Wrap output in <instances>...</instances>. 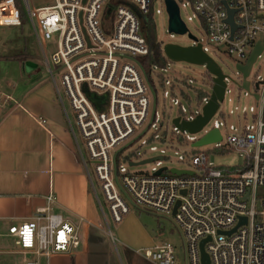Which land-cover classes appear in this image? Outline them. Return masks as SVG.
Masks as SVG:
<instances>
[{
	"label": "built area",
	"instance_id": "1",
	"mask_svg": "<svg viewBox=\"0 0 264 264\" xmlns=\"http://www.w3.org/2000/svg\"><path fill=\"white\" fill-rule=\"evenodd\" d=\"M22 1L42 52L45 71L82 158L58 89L56 76L59 75L60 86L74 113L76 127L93 163L95 179L112 220L115 223L121 221L128 212L127 201L155 213L172 215L181 237L182 259L179 261L175 248L166 242L144 250L140 254L142 259L151 264H202L200 243L205 241L204 251L209 264H264V77L251 79L253 65L257 59L264 58V0H173L179 17L181 10L192 12L187 21H197L205 34V44L216 47L234 60L238 81L223 73L208 55V47L189 33L182 22L189 40L193 41L191 46H200L202 52L216 63L225 85L218 108L198 131L204 132L200 139L217 131L220 138L205 145L213 144V150L218 154L224 153L226 147L235 150L243 157L242 165L214 167L205 152H193L187 157L192 174L173 175L171 169L163 166L167 162L165 150L150 145L149 151H158V154L148 158L154 159V167L150 174L142 176L129 173L125 167L130 156L123 155L127 145L116 152L113 150L136 136L130 141L133 143L145 135L149 127L154 133L140 145L146 146L155 140L165 145L164 136L169 129L167 124L163 126L155 110V86L141 62L135 59L149 53L141 18L150 11L153 16L162 15V8L166 10L165 0H158L156 9L153 0H86L85 3L83 0H54L52 4L40 7H31L30 0ZM115 3L119 5L115 6ZM6 26H21L16 0H0V27ZM167 32L172 39L175 33L168 31V21ZM50 41L55 47L54 52L46 49ZM158 42L162 51L165 44ZM257 50L259 53L244 77L238 66L247 65ZM162 55L166 65L150 67V74L161 88L163 98H168L178 108L173 119L178 118L179 123L193 122L203 115L211 100L215 76L201 65L204 67L202 85L210 91L207 94L203 89L193 87L195 80L170 75L171 61L163 52ZM228 80L243 91L245 97L255 100L257 106L235 107L238 125L230 124L224 139L221 129H225L226 114L220 107L228 92ZM187 91L194 96L195 111L186 117L191 112L182 104L183 101L191 103ZM92 96H96L97 103L92 101ZM233 113L229 111L228 114ZM213 117L220 120H214L210 130H204ZM173 119L169 133L178 146L187 143H192L194 148L205 146H195L200 139L175 126ZM41 123L44 125L46 121L42 119ZM146 123L147 126L137 134ZM161 128L163 131L159 135ZM177 154L178 151H174V155ZM177 160L183 162L185 159L178 154ZM83 165L91 181L87 165L84 162ZM161 168L165 171L156 175ZM90 185L101 207L95 187ZM177 201L179 204L172 214ZM55 203L57 197L47 195L45 206L35 209L29 221L8 227L7 236L14 239L20 250L21 264H40V258L47 261L55 253L68 252L79 246V225L53 213Z\"/></svg>",
	"mask_w": 264,
	"mask_h": 264
},
{
	"label": "rangeland",
	"instance_id": "2",
	"mask_svg": "<svg viewBox=\"0 0 264 264\" xmlns=\"http://www.w3.org/2000/svg\"><path fill=\"white\" fill-rule=\"evenodd\" d=\"M20 10V20L21 26H6L0 27V79L2 76L6 77L9 73H15L14 68L19 70L20 67V59L25 57V60L28 63H31L34 67L33 69L37 68L40 73L38 76L44 78L43 83L51 87L52 92L54 94L55 99L57 100L59 106L60 102L56 92L54 91L53 84L48 77V73H46L43 63V56L39 45L36 42L35 36L33 34V29L30 24L26 8L22 0H16ZM31 7H40L45 5H50L54 2V0H30ZM118 6V3L114 4ZM159 7L158 0H153V8L156 9ZM192 12L189 9L181 10L180 11V19L187 27L189 33L194 35L198 41L205 44L206 37L204 32L199 28L198 23L196 20H193L191 23L187 21V16H190ZM155 22V33L157 41H161L164 44L171 43L179 46H190L193 41L189 40L188 34H174L172 39L169 38V33L167 32V21L168 15L166 10L163 11L162 8V15H154L153 16ZM208 47V55L221 67L223 73L227 75L234 81H238L239 76H237L236 69L234 67V60L229 57L227 54L222 53L216 47L205 44ZM46 49L48 52H54L55 47L53 46V42L46 44ZM139 62L144 61V57H136L135 58ZM150 67H146L144 69L150 78L149 80L155 86V90L157 93V105L156 111L158 112L161 122L164 125H168V133L164 136L165 145H162V141L155 140L150 141L148 145L142 146L140 145L142 140L147 139L150 137L154 130L150 127L146 130L145 135H142L139 138H136L133 143L130 144L135 137L131 138L129 141L121 144L113 151L116 152L119 149H123L126 145L127 147L123 149V155H130L128 157L129 161L125 162V167L127 168L128 172L134 175L142 176L148 175L151 173V168L154 167V163H146L143 165L137 166H130L129 163H138L143 160H146L154 155L158 154L157 152H150L149 146L155 145L157 149H164L165 156L167 162L163 165L164 167L169 169L177 168L180 170H188L192 171L193 169L188 164V156H192L193 152H205L208 157V162L211 163L214 167H240L243 162V157L240 156L235 150H228L227 147L225 148L224 153H215L213 150V144L200 146L194 148L192 143L183 144L182 146H178V144L173 140V136L170 132L171 130V121L172 119L178 114V108L173 106L168 98H163L162 90L158 86L156 79L150 74ZM152 69V68H151ZM252 76L251 79H255L256 76L260 78L264 77V58L257 59L256 63L253 65L252 68ZM153 71V70H152ZM204 71V67L198 65H190L184 62H171V71L170 75L174 74L177 77H187L195 80L193 87L201 88L207 94L210 93L209 88H206L202 85L201 75ZM59 75L56 76V80L58 83V89L60 91V95L65 107V111L68 115L69 122L71 124L72 130L74 132L75 138L77 143L79 144L80 151L82 153V158L79 155L77 150L74 138L71 134V130L69 125L65 119V112L61 107V125L63 127L64 133L66 138L71 146L70 152L72 154V163L76 168L77 174L79 176L80 181L87 186L88 194L91 196L94 207L96 209L97 218L96 222L98 225H94L91 229V233L95 236L101 237L102 240L106 241L103 244H100L103 249L99 252H103L105 255V259L110 264H151L146 262L142 259L140 254L148 249L152 248L154 245L159 243H169L171 244L175 250L176 255L179 258V261L182 259V242L180 234L175 227L172 215L165 216L159 213H155L153 211L146 210L144 208L138 207L132 203L128 204V212L122 216V219L119 223H115L111 215L109 213L107 204L104 202L102 198V194L98 187V183L95 179L94 171H93V163L90 161L82 140L80 138V134L75 124L74 113L70 108L69 102L63 92V88L60 86L59 82ZM166 76V74H164ZM37 77L35 78V80ZM227 90L228 92L225 93V98L221 104L220 111L226 114L225 118V129H221V134L225 139L228 135V126L230 124L238 125L239 119L235 115V107L242 109L243 107L248 108L250 106H257L255 100L251 97H245L243 91L239 90L232 81H227ZM191 99V103L182 102L185 105L188 112L186 117L189 116V113H193L194 109V96L192 92L187 91ZM229 111H233L234 113L229 115ZM214 120H220L218 117H213L209 123L204 127V130H210L212 123ZM249 118H247V122H249ZM147 126V123L143 126L142 129L137 131L141 133L142 130ZM163 131V128L158 132L160 135ZM204 132H198L196 134L190 135L194 136L195 139H200L203 136ZM65 147L58 145V151L56 153L60 154L62 149ZM212 150V152H211ZM174 151H178L179 155L184 157L183 162H179L177 160V155H174ZM83 162L87 165L88 174L91 178V181L88 179L86 169L83 165ZM65 172V178H68V169ZM93 184L95 187L96 194L100 201L101 207H99L98 202L95 198L93 189L91 188L90 184ZM53 213L60 214L64 219L78 223L79 220L70 212L66 211L65 209H53ZM7 227V226H6ZM8 228L4 227V231ZM1 231V232H4ZM99 240L96 238L95 241ZM12 241L10 239H0V245L3 247H12ZM2 247V248H3Z\"/></svg>",
	"mask_w": 264,
	"mask_h": 264
},
{
	"label": "crops",
	"instance_id": "3",
	"mask_svg": "<svg viewBox=\"0 0 264 264\" xmlns=\"http://www.w3.org/2000/svg\"><path fill=\"white\" fill-rule=\"evenodd\" d=\"M27 61L0 79V239L12 241V247L0 245V264L22 261L4 227L29 221L35 209L45 206L49 194L57 197L54 210L65 209L79 220L72 223L79 225L81 240L68 252L55 253L47 261L40 258V264H110L99 252L106 241L91 233L93 224L98 225L97 213L72 163L60 122L61 106L38 76L40 71ZM58 145L65 147L60 154ZM66 168L69 174L64 179Z\"/></svg>",
	"mask_w": 264,
	"mask_h": 264
},
{
	"label": "water",
	"instance_id": "4",
	"mask_svg": "<svg viewBox=\"0 0 264 264\" xmlns=\"http://www.w3.org/2000/svg\"><path fill=\"white\" fill-rule=\"evenodd\" d=\"M86 0H83L82 3H85ZM166 3V10L168 14V31L175 33V34H185L186 28L179 17V10L176 5V3L173 0H165ZM190 38L193 39L191 35H189ZM162 52L164 56L171 62L177 63V62H184L191 65H205L207 70L214 74V88H213V94L211 97L210 102L203 110V115L195 119L193 122L189 123H179L178 118L173 119V124L180 128L181 130H187L191 134H195L203 127V125L209 120V118L214 114L216 109L218 108V103L221 102L223 98L224 93V82H223V74L220 70V68L216 65V63L209 58L205 53L202 52L200 46H179L171 43H167L163 45ZM259 53V50L257 52H254L253 55L250 57L247 65L245 66H238V68L243 73L244 77H246L249 73L251 64L254 62L256 55ZM244 87H248V83H244ZM153 93V92H152ZM92 101L97 103L96 96H92ZM57 134V133H56ZM55 134V135H56ZM220 138L219 133L217 131L211 133L210 135L200 139L195 146L205 145L210 142H213L215 140H218ZM154 159H146L138 163H131V166H137V165H143L153 162ZM165 171V168L159 169V171L156 173V175H159L161 172ZM170 173L173 175H191L192 173L190 171L185 170H177V169H171ZM179 201L176 202L172 214L175 213L176 207L178 206ZM244 222V219H242ZM204 243L205 241H202L200 243V254H201V263L202 264H209L208 257L204 251Z\"/></svg>",
	"mask_w": 264,
	"mask_h": 264
},
{
	"label": "trees",
	"instance_id": "5",
	"mask_svg": "<svg viewBox=\"0 0 264 264\" xmlns=\"http://www.w3.org/2000/svg\"><path fill=\"white\" fill-rule=\"evenodd\" d=\"M141 23L144 28L143 35L146 38L149 53L144 57V61L141 63L144 69L146 67L158 66L160 68L166 65L161 51V44L156 39L155 22L153 19L152 11L146 16L141 18ZM25 57H22L20 61H24Z\"/></svg>",
	"mask_w": 264,
	"mask_h": 264
}]
</instances>
